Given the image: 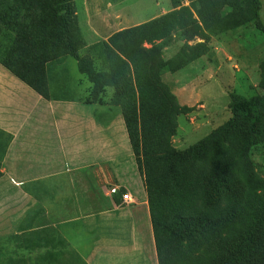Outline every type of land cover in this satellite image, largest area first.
I'll list each match as a JSON object with an SVG mask.
<instances>
[{"label": "trees", "instance_id": "trees-1", "mask_svg": "<svg viewBox=\"0 0 264 264\" xmlns=\"http://www.w3.org/2000/svg\"><path fill=\"white\" fill-rule=\"evenodd\" d=\"M69 1L0 0V63L43 97H79L75 89L81 81L89 83L87 102L105 103L110 109L113 105L104 98L113 95L147 193L158 264H218L222 255L227 257L221 242H232L226 228L232 211L230 191L228 185H221L228 156L216 130L185 150L172 146L177 116L192 108L176 101L160 81V74L167 67L179 69L207 52V38L224 1L187 0L188 5H182L181 0H171L175 9L117 31L104 49L95 45L90 58L86 57L89 65L78 63L82 76L72 82L65 81L56 67L63 52L79 58L69 35ZM251 1L256 27L264 34L260 2ZM175 30L202 41L183 44L171 60L163 62L155 42ZM229 98L232 117L252 137L263 141L264 94L246 98L231 91ZM10 140V134L0 130V167ZM258 230V246L244 264H264V214ZM180 232L188 241L173 244V237Z\"/></svg>", "mask_w": 264, "mask_h": 264}, {"label": "rangeland", "instance_id": "rangeland-1", "mask_svg": "<svg viewBox=\"0 0 264 264\" xmlns=\"http://www.w3.org/2000/svg\"><path fill=\"white\" fill-rule=\"evenodd\" d=\"M223 1L207 38V52L174 71L167 67L160 74V81L175 95L179 104L192 108L177 116L176 132L171 137L176 150H185L205 135L217 131V140L229 160L221 185L229 186L232 211L226 228L234 244L230 247L231 243L221 242L227 257L222 255L218 264H244L258 246V226L264 214V140H256L232 117L229 92L246 98L264 94V34L256 27L255 7L251 0ZM259 2V21L264 26V0ZM181 3L188 5L189 2L181 0ZM67 5L71 46L79 58L66 55L69 53L66 51L55 63L60 75L69 82L82 76L78 73V63L88 64L89 53L95 45L104 49L117 31L175 9L171 0H70ZM199 41L202 39L198 36L188 39L184 31L175 30L168 38L156 40L155 45L158 57L167 62L183 44ZM143 45L149 47L147 43ZM107 85V92L111 93L112 87ZM75 94L82 96L77 89ZM104 99L116 107L113 95L108 94ZM144 200L147 201V193ZM138 211L140 221L134 228L125 217L121 233L95 238L72 235L71 244L83 257L91 253L85 249L95 246V258L92 259L95 264L129 261L158 264L149 210L144 212L145 217L144 209ZM121 212L126 214L127 209ZM54 237L33 233L1 237L0 264H86L75 251L62 248L64 240L61 237L59 241L58 236ZM173 239V244L188 241L183 232Z\"/></svg>", "mask_w": 264, "mask_h": 264}, {"label": "crops", "instance_id": "crops-1", "mask_svg": "<svg viewBox=\"0 0 264 264\" xmlns=\"http://www.w3.org/2000/svg\"><path fill=\"white\" fill-rule=\"evenodd\" d=\"M77 86L82 96L43 97L0 63V130L11 136L0 167V238L58 236L95 264V246L83 257L71 236L117 235L125 217L134 228L148 209L121 113L85 101L88 82ZM114 185L133 202L109 194Z\"/></svg>", "mask_w": 264, "mask_h": 264}, {"label": "built area", "instance_id": "built-area-1", "mask_svg": "<svg viewBox=\"0 0 264 264\" xmlns=\"http://www.w3.org/2000/svg\"><path fill=\"white\" fill-rule=\"evenodd\" d=\"M120 190H121L120 187L117 185L111 186L109 188V194L120 193V198L124 203L128 204L133 202V198L129 191L125 190L124 192H120Z\"/></svg>", "mask_w": 264, "mask_h": 264}]
</instances>
